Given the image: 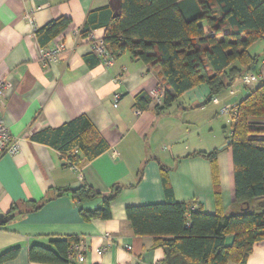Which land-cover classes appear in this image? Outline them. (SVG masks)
I'll return each mask as SVG.
<instances>
[{
	"label": "crops",
	"instance_id": "crops-1",
	"mask_svg": "<svg viewBox=\"0 0 264 264\" xmlns=\"http://www.w3.org/2000/svg\"><path fill=\"white\" fill-rule=\"evenodd\" d=\"M43 2L0 0V79L8 84L0 116L10 137L19 144L16 155L0 156V254L18 250L13 259L1 264H41L29 261V248L40 245L53 249L52 240L68 237L77 238L84 247L81 264H163L164 252L154 246L151 237L132 234L125 210L165 202L161 168L167 171V187L175 202L213 215L216 190L224 214L237 210L232 157L226 144L231 129L227 131L224 124L219 131L216 119L222 106L238 104L258 85L264 78V67L250 85L237 80L220 101L211 99L217 107L215 118L201 112L206 107H199L208 96L203 85L181 96L173 111L157 114L151 96L160 87L164 90L159 72L132 60L127 53L115 57L112 67L104 68L94 62L88 38L80 36L90 12L109 8L115 16L120 0ZM27 14L32 16L34 28L26 20ZM60 18L70 23L46 47L62 41L66 49L56 62L45 63L39 58L42 47L35 32ZM91 35L103 39L104 29L92 30ZM89 56L95 58L87 62ZM114 94L120 98L116 108L112 106ZM139 94L151 101L145 110L137 104ZM135 109L141 111L139 115ZM196 113L201 114L199 118H187ZM79 117L87 120L108 150L89 162L80 161L74 172L64 166L58 150L33 137ZM215 150L216 189L209 162L195 155ZM82 186L101 196L121 188L109 204L108 220H84L73 197L57 191ZM40 202L39 209L5 221L12 208L25 211ZM226 243H231L230 237ZM240 264H264V242Z\"/></svg>",
	"mask_w": 264,
	"mask_h": 264
},
{
	"label": "trees",
	"instance_id": "trees-1",
	"mask_svg": "<svg viewBox=\"0 0 264 264\" xmlns=\"http://www.w3.org/2000/svg\"><path fill=\"white\" fill-rule=\"evenodd\" d=\"M69 23L60 18L37 30L40 47H46L63 33ZM86 24L81 37L103 28V43L114 58L127 53L132 60L159 72L164 94L162 103L153 110L162 114L179 105L180 97L191 89L201 85L207 88L208 96L199 106L202 107L233 87L242 76L251 75L260 61L249 48L264 39V0H120L117 15L113 16L109 8L95 10L88 14ZM92 58L95 57L85 60ZM136 100L144 110L151 104L143 94ZM229 125L231 135L227 142L233 166V202L237 207L234 213L224 214L216 190L213 215L175 202L163 168L160 176L165 202L125 210L132 234L151 237L154 246L164 252L163 264L245 263L253 248L264 242V78L236 104ZM33 138L58 150L63 162L68 158L76 166L108 150L84 117ZM195 155L209 162L216 189L217 150ZM57 191L73 197L84 220H108L109 204L121 188H113L107 196L84 186ZM95 199L101 201L94 210L82 208V203ZM41 203H33L25 211L12 208L5 221L35 211ZM228 237L230 244L226 243ZM77 241L75 237L52 240L53 249L33 245L28 259L41 264H69L71 248ZM17 252L13 248L0 254V264L13 259Z\"/></svg>",
	"mask_w": 264,
	"mask_h": 264
},
{
	"label": "built area",
	"instance_id": "built-area-1",
	"mask_svg": "<svg viewBox=\"0 0 264 264\" xmlns=\"http://www.w3.org/2000/svg\"><path fill=\"white\" fill-rule=\"evenodd\" d=\"M21 1H29L33 2L34 0H21ZM26 20L31 24L32 28H34L33 24V18L31 14H27L25 16ZM92 32L89 33V35L86 37L88 38L90 43V50L91 53L98 59V62L101 66L104 68H110L112 67L114 63V57L111 55V53L108 51L106 46L103 43V39L95 38L93 35H91ZM65 44L62 41L54 42L50 47H44L39 49V58L41 61L45 63H51L56 62L57 59L65 52ZM254 78L252 75H244L241 77V85H248L251 81H253ZM160 87V86H159ZM8 89V84L4 79H0V111H1V105L2 100L5 95V91ZM163 94L164 90L160 87L156 90V92H153L151 98L155 100L156 105H160L163 100ZM119 95L114 94L113 95V108H116L119 102ZM236 105H224L220 111L219 115L222 117H225L226 124L231 123V117L235 113ZM139 109H135V115L140 114ZM19 151V144L17 140H14L10 137L9 132L4 125L1 116H0V156L3 155H9L14 156ZM74 154L77 153V150H74ZM64 166L66 168L71 169L74 172L78 171V167L76 164L72 163L70 159H64ZM80 178V177H79ZM192 210H195V206L192 208ZM127 250L130 248L127 247ZM84 247L79 242L75 243L71 248V253L69 254L68 260L69 264H81L84 261Z\"/></svg>",
	"mask_w": 264,
	"mask_h": 264
},
{
	"label": "rangeland",
	"instance_id": "rangeland-1",
	"mask_svg": "<svg viewBox=\"0 0 264 264\" xmlns=\"http://www.w3.org/2000/svg\"><path fill=\"white\" fill-rule=\"evenodd\" d=\"M263 49H264V39L263 40H260V41H257L256 43H254V44H252L251 46H250V48H249V50H250V53L251 54H253V55H258L259 56V65L255 68V70H252V73H251V75L253 76V78L255 79V75H258V73H259V71H260V69H261V67H264V65H262V63L264 62V56L262 55V52H263ZM263 72H264V70H263ZM262 72V73H263ZM253 82V81H252ZM252 82H250L248 85H250ZM256 84H254V85H252V86H250V88H252V87H254ZM204 86V85H203ZM200 87H202V85L200 86ZM200 87H198V88H200ZM239 87V85H238V83H237V86H236V88H238ZM196 89H197V87H196ZM233 89H235V88H233ZM228 91H229V89H227V90H225L223 93H221L220 95H218V96H216L217 97V99L220 101L224 96H226V95H228ZM206 100V97H205V99H204V101ZM186 103H185V105H188V101L186 100L185 101ZM203 104V103H202ZM212 104V102L210 101L209 103H207L205 106H202V107H206V109L204 110V111H201V112H203V114H211V116L213 117V118H215V116H214V114H213V111L215 110V109H217V107H215V106H213V104ZM187 107H189V106H187ZM202 107H200V108H202ZM223 107V106H222ZM221 107V108H222ZM220 108V109H221ZM220 109H219V111H220ZM174 109H172V111H173ZM218 111V110H217ZM200 113H196L195 115H193V114H189L188 116H187V118H193V117H200ZM216 122H217V125L219 126V131H220V128L222 127V126H225V125H227L226 126V129H227V131L230 129V125L229 124H226V119H225V117H222V116H218V118L216 119ZM225 124V125H224ZM258 124H260L261 125V122L260 123H258Z\"/></svg>",
	"mask_w": 264,
	"mask_h": 264
},
{
	"label": "water",
	"instance_id": "water-1",
	"mask_svg": "<svg viewBox=\"0 0 264 264\" xmlns=\"http://www.w3.org/2000/svg\"><path fill=\"white\" fill-rule=\"evenodd\" d=\"M34 3L36 5H40V4H43L45 2H43V0H34ZM229 142H227L226 144H228ZM100 199H95V200H92V201H87V202H84L82 203V208L84 209H88V210H94L97 205L100 203ZM2 222V215L0 214V223Z\"/></svg>",
	"mask_w": 264,
	"mask_h": 264
}]
</instances>
